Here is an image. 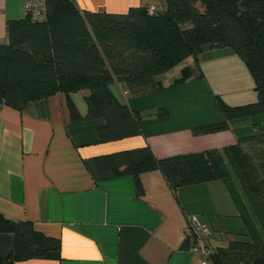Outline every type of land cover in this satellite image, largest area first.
Segmentation results:
<instances>
[{"label":"trees","instance_id":"1","mask_svg":"<svg viewBox=\"0 0 264 264\" xmlns=\"http://www.w3.org/2000/svg\"><path fill=\"white\" fill-rule=\"evenodd\" d=\"M148 7L113 13L80 10L72 0H45L43 20L28 14L7 20L6 40L0 43V100L20 108L63 93L73 122L102 120L96 127L99 141L119 140L141 134L142 116L113 93V82L132 95L155 92L163 88L159 76L188 57L193 64L181 68L171 85L200 79L204 49L227 48L248 68L256 99L230 105L214 95L221 120L193 133L229 130L232 143L159 158L142 145L94 156L92 163L111 176L130 175L138 195L140 175L151 170L160 171L172 190L220 180L237 214L216 217L220 230L213 219L203 222L211 232L208 261L264 264V0H161L151 12ZM81 90H87L83 114L70 97ZM157 114L166 116L167 111L160 108ZM0 230L14 235L0 264L53 257L59 249L58 239L35 231L30 221L0 217ZM184 230L183 248L189 251L195 239ZM226 235L231 237L226 240ZM214 237L224 244H216Z\"/></svg>","mask_w":264,"mask_h":264},{"label":"crops","instance_id":"2","mask_svg":"<svg viewBox=\"0 0 264 264\" xmlns=\"http://www.w3.org/2000/svg\"><path fill=\"white\" fill-rule=\"evenodd\" d=\"M72 2L80 10L113 13L161 4V0ZM25 15L23 0H0V43L6 40V21ZM199 59L200 79L171 85L180 64L159 76L163 88L155 92L132 95L122 83L111 84L113 93L142 116L141 134L119 140L99 141L96 127L102 120L73 122L63 93L20 108L0 100V217L30 221L35 231L59 240L55 257L14 264H200V254L183 248V230L189 215L208 223L237 214L220 180L172 190L160 171L151 170L140 175L138 195L130 175L111 176L92 163L94 156L142 145L159 158L232 143L229 130L196 134L193 129L221 120L213 94L230 105L254 101V81L230 50L217 59ZM224 86L228 90L223 91ZM85 94L87 90L70 95L82 114ZM160 108L166 116L157 114ZM230 237L226 235V240ZM219 238L214 237L215 243L224 244ZM13 243L14 235L0 230V259Z\"/></svg>","mask_w":264,"mask_h":264},{"label":"built area","instance_id":"3","mask_svg":"<svg viewBox=\"0 0 264 264\" xmlns=\"http://www.w3.org/2000/svg\"><path fill=\"white\" fill-rule=\"evenodd\" d=\"M24 10L33 20H43L45 18V0H23ZM149 12L153 6L148 7ZM186 236L195 239V244L189 251L199 253L202 257L200 264H211L207 257L210 254L208 239L210 237L209 228L203 224L196 216H188L187 226L184 230Z\"/></svg>","mask_w":264,"mask_h":264},{"label":"rangeland","instance_id":"4","mask_svg":"<svg viewBox=\"0 0 264 264\" xmlns=\"http://www.w3.org/2000/svg\"><path fill=\"white\" fill-rule=\"evenodd\" d=\"M150 6V5H149ZM152 6H154V5H152ZM155 6H157V5H155ZM228 49L227 48H224V49H217V48H205L204 49V51L201 53V56H199V58L200 57H202V59H204V60H208V59H210V60H213V59H217L219 56H226L227 54H228ZM200 60V59H199ZM193 59L191 58V60H190V62H182V63H180L181 64V68H183L184 66H189V65H192L193 64ZM179 64V65H180ZM178 66V65H177ZM176 67V66H175ZM174 68V67H173ZM181 68H180V70H181ZM172 69V68H171ZM170 69V70H171ZM180 70H179V75H178V77L180 76ZM169 71V70H168ZM167 71V72H168ZM174 71V70H173ZM227 80L228 79H226L225 80V82H227ZM243 89L245 88V86H241ZM225 90H228V88L226 87V86H224V90L223 91H225ZM233 94V93H232ZM76 95H78V94H76ZM214 95H218V94H213L212 95V98L214 99ZM225 95L226 96H229L227 93H225ZM231 96H233V95H231ZM223 98V97H222ZM245 122H243V124H244ZM243 149L246 151V152H249V149H248V146H246V145H244L243 146ZM214 217V216H213ZM209 222V221H208ZM222 223H223V221H221ZM212 224L216 227V228H219V230H220V227H219V223H218V220L214 217V219H213V221H212ZM218 241H220V240H218Z\"/></svg>","mask_w":264,"mask_h":264}]
</instances>
